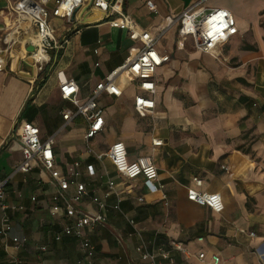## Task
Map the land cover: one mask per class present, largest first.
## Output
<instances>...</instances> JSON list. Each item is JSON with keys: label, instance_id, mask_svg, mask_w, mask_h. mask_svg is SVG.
Wrapping results in <instances>:
<instances>
[{"label": "crops", "instance_id": "0c3cea01", "mask_svg": "<svg viewBox=\"0 0 264 264\" xmlns=\"http://www.w3.org/2000/svg\"><path fill=\"white\" fill-rule=\"evenodd\" d=\"M16 1L0 0V181H7L0 264H36L42 246L44 264H83L81 239L55 240L73 223L65 215L69 202L84 213L106 216L105 224L84 230L96 249L95 264H213V255L219 264H264V0H123L124 12L141 31L156 34L167 16L196 6L229 10L238 34L213 56L197 50L192 38L181 40L177 28L168 30L157 44L170 61L156 72L154 111L140 117L134 108L142 94L138 83L120 80L119 97L98 98L104 127L90 142L92 153L85 119L63 118L76 109L62 99L60 79L74 80L84 102L143 45L93 11L51 18L61 47L51 51L44 72L35 73L24 61L35 41L27 34L35 38L36 32L17 21L11 10ZM15 33L25 39L22 45L9 39ZM23 123L37 126L42 141L55 138L62 172L79 163L77 181L86 196L73 202L74 186L61 194L37 161L28 173L16 171L23 159L17 137ZM158 140L162 145L156 147ZM116 142L125 144L129 161L153 159L162 190L151 192L142 177L128 180L108 158H97ZM188 189L220 194L224 210L217 214L188 200ZM54 205L61 209L56 218L50 215ZM13 238L24 242L16 245ZM145 254L154 258L143 259Z\"/></svg>", "mask_w": 264, "mask_h": 264}, {"label": "built area", "instance_id": "2783aa9c", "mask_svg": "<svg viewBox=\"0 0 264 264\" xmlns=\"http://www.w3.org/2000/svg\"><path fill=\"white\" fill-rule=\"evenodd\" d=\"M146 5L152 12L156 13V6L153 2L148 1ZM11 10L17 16L20 25H26L27 28L34 29L36 32V39L32 44L34 52H29L24 61L35 73L44 72L46 65L51 61V51L61 47L57 43L55 30L51 26V18L74 19L80 11L82 13L93 11L99 13V21H107L110 27L124 30L131 40L142 43V48L131 54L119 68L99 82L84 102H80L78 98L80 88L74 80L60 79L59 90L62 99L70 101L76 109L75 114L67 110L63 114V118L68 121L75 115L85 119L88 125L85 140L87 150L90 153L93 152L90 142L104 127V111L98 104V98L103 93L119 97L122 93L118 86L120 80L128 83H138L142 94L136 96L134 108L140 117H145L154 111L156 107L154 100L156 72L158 68L170 61L168 54L159 52L157 44L168 30L173 27L177 28L178 37L181 40L192 38L197 50L213 56H216L218 46L238 34L235 17L225 8L204 10L203 8L191 6L180 14L167 16L156 34L138 29L136 24L124 12L123 0H18L11 6ZM17 137L23 156L21 163L16 167L17 172L28 173L33 162L37 161L44 170L50 173L61 194L74 186L76 193L72 199L73 202L87 195L84 184L77 181L80 176L79 163L76 162L68 166L66 172H62L56 164L53 151L54 137L42 141L39 128L31 123L21 124L18 128ZM153 144L156 147L161 146L162 141H154ZM127 155L125 144L116 142L104 154H99L97 158H108L117 173L128 180L132 181L142 177L146 187L151 192L162 190L163 186L158 183V168L153 159L151 157H140L135 161H129ZM91 173L93 172L91 171ZM195 183L197 186H201L202 180L195 178ZM113 185V182L109 184L110 189L113 188ZM6 188L7 181H0L1 211L6 208ZM188 200L199 206L207 207L217 214L224 210V203L220 194L188 189ZM92 201L99 204L101 208L104 207L99 198L93 197ZM60 211V207L54 205L50 215L56 218ZM65 215L73 223L66 225L55 236V240L61 241L64 237L81 239V250L84 255L83 264H95L96 249L90 240L84 237V230L105 224L107 221L106 216L102 212L84 213L77 210L71 202L67 203ZM1 234L5 235L6 233L2 230ZM13 242L20 245L24 240L13 238ZM174 247L178 251L184 252L181 244H174ZM46 250V246L39 248V260L36 264H44L42 258ZM160 255L163 259L170 260L173 263L169 254L164 250L160 251ZM198 257L205 260L206 254L201 252ZM153 258L152 255H143V259L151 260ZM211 260L213 264L220 263V258L217 255H213Z\"/></svg>", "mask_w": 264, "mask_h": 264}, {"label": "bare ground", "instance_id": "6f19581e", "mask_svg": "<svg viewBox=\"0 0 264 264\" xmlns=\"http://www.w3.org/2000/svg\"><path fill=\"white\" fill-rule=\"evenodd\" d=\"M34 33V32H33ZM27 37H29V38H31V39H33V40H35V38H33V34L32 33H28L27 34ZM16 39V40H20V44L22 45L23 44V42L25 41V39H20L19 38V35H17V33H15V34H10V36H9V39ZM35 42V41H34ZM18 48H16V50L15 51H17L18 52ZM19 52H21L20 50H19ZM2 65V64H1Z\"/></svg>", "mask_w": 264, "mask_h": 264}, {"label": "water", "instance_id": "95a60500", "mask_svg": "<svg viewBox=\"0 0 264 264\" xmlns=\"http://www.w3.org/2000/svg\"><path fill=\"white\" fill-rule=\"evenodd\" d=\"M27 50H28V52H34V46H32V45H30V46H28V48H27Z\"/></svg>", "mask_w": 264, "mask_h": 264}]
</instances>
